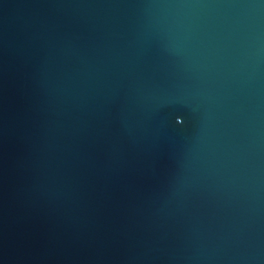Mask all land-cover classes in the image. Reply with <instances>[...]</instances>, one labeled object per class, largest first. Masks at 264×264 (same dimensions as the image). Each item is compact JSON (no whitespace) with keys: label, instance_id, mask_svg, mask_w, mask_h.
I'll list each match as a JSON object with an SVG mask.
<instances>
[{"label":"water","instance_id":"water-1","mask_svg":"<svg viewBox=\"0 0 264 264\" xmlns=\"http://www.w3.org/2000/svg\"><path fill=\"white\" fill-rule=\"evenodd\" d=\"M0 264H264V0H0Z\"/></svg>","mask_w":264,"mask_h":264}]
</instances>
